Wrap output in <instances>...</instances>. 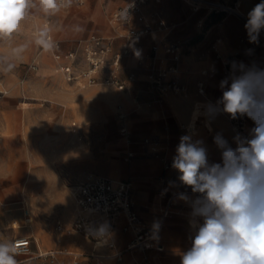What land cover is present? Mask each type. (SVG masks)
<instances>
[{
    "label": "rangeland",
    "instance_id": "rangeland-1",
    "mask_svg": "<svg viewBox=\"0 0 264 264\" xmlns=\"http://www.w3.org/2000/svg\"><path fill=\"white\" fill-rule=\"evenodd\" d=\"M207 1L231 3L233 0ZM240 1L241 10L247 16L248 6L258 4L254 0ZM202 10L207 12L208 19L202 23V33L195 38L196 41L204 38V33H207L214 25H217L216 29H220L223 19L228 16L227 14H210L209 10L205 8ZM48 21V18H42L37 11L33 10L22 23L19 32L14 33L10 38L0 37V174L1 171L4 172L1 168L2 159L8 161L12 156L19 157L15 159L11 169V176L15 182L12 193L9 192L0 177V239L15 241L17 238H28L30 255H19L17 259L20 264H42L46 261L50 264L58 263L55 257L39 255L34 238L30 232H26V225L29 229L32 227L35 230L42 228L55 240H59L56 224L57 222L65 225L71 223L76 206L72 194L75 187L89 176L131 183L134 203L167 202L159 197L161 191L167 192V197L176 196L174 199L176 206L179 205V202H185L177 198L179 193L186 192L192 199H195V194L191 192V189L180 184L178 179L180 174L173 173L171 166L173 156H170V153L175 152L180 137L189 131H194L193 139H201L204 142V135H210L214 130L212 118L203 121L199 116H202V113L200 114L198 109L194 110L193 104L197 103V108L206 106L211 101L215 104L222 96L219 89H210L208 85L205 96H201L198 84L204 83V79L197 81L193 86L196 97L192 103L190 102V109L191 107L192 109L187 122L173 124L160 110L158 119L160 123L154 131L155 136H148L137 141L138 125L134 106L136 104L135 85L138 76L134 70V63L144 64L149 86L153 92L160 94L161 92L151 84L152 76L156 74V70L164 69L168 66L169 61L171 62L165 54V45L179 43H158L143 51L142 48L138 47L137 49V46L134 45L140 40L129 38L126 31L118 29L111 37L112 39H107L112 41L115 54H123L124 51H128V54L122 58L120 68V77L126 83L125 90L120 91L104 84V79L109 74L108 70L112 67L111 62L105 66L99 84L88 86L80 77L81 72L86 68L83 54H80V62L75 67V74L78 77L75 82L66 80L52 56H47V58L40 56L44 48L36 43V38ZM165 30L160 32H165ZM91 36L80 40L77 45ZM219 39L222 40L218 43L221 52L228 54L234 50L228 48L230 42L228 36L216 37L215 40ZM181 44L188 45V43ZM154 46H158V54H154ZM136 49L140 54L139 57L131 55ZM187 53L188 48H186L180 64ZM46 55L44 54V56ZM218 55L221 56L219 59L223 62L224 58L222 57L224 56L217 51V57ZM109 58L112 59L111 56ZM161 59H163V63L159 65ZM34 64H37L36 69H34ZM220 64L225 71L221 62ZM211 70L214 68L202 69L201 74L205 71L209 73ZM49 73L56 74L50 75V77L62 76L61 87H54L56 84L51 85L53 80L52 77H47ZM177 76L179 81L183 77L180 66ZM191 94L192 91L185 88L183 95L177 97L187 102ZM159 99L157 97L152 101L154 109L160 107ZM126 101L131 107L125 106ZM150 101L148 100L145 104L148 106ZM197 112L199 114L194 115ZM120 115L126 116L125 123L131 134L130 140L121 133ZM216 116L223 117L228 122V114L226 117L221 113ZM73 123L77 125L73 126ZM193 123L194 128H192ZM66 128L71 131L77 130V133L69 135ZM150 132L151 130L148 134H151ZM167 138L170 141L169 147L162 148L159 156L150 153L142 146V143L146 146L145 140L147 139L163 144L162 140ZM130 153H133V156H130ZM18 154L23 155V159ZM28 155L34 160L35 170L29 169L27 165ZM146 160H153V162ZM19 161L22 163L20 164ZM208 161L210 163L220 162L214 161L211 156ZM103 163L108 164L109 170L107 172L96 170L95 166ZM166 167L168 169L170 167V169L167 170ZM25 172H28L33 180L30 182L24 180ZM9 179L7 177V180ZM25 184L26 187H23ZM30 186L32 188L28 193L27 188ZM34 187H39L40 193ZM140 194L145 196L144 200L140 199ZM20 202L25 203L17 204ZM25 205L30 208L32 214L33 222L29 224L23 217ZM156 209L158 217L155 221L161 218L160 209L162 206L160 203ZM180 209L183 211L179 212L175 207L172 208L170 216L165 221L162 235L164 252L161 254L149 253V256L157 264H181V255L188 250L187 247L185 248V244L191 241L188 232L194 234L189 226L190 204L185 203L184 207ZM178 214H181L184 222H178ZM75 236L79 239V243H87L89 249L71 247L66 250L62 247L60 248L62 254L72 252L74 255H78L79 264H87V262H91L90 259H94V264H118L112 254L100 253L101 248L93 250L94 246H100L97 242H91L79 235ZM118 239L116 237L118 248H125L128 242L119 246ZM176 247L177 249H174ZM127 255L129 254H126V258ZM140 256L139 259L142 258L141 254Z\"/></svg>",
    "mask_w": 264,
    "mask_h": 264
},
{
    "label": "clouds",
    "instance_id": "clouds-1",
    "mask_svg": "<svg viewBox=\"0 0 264 264\" xmlns=\"http://www.w3.org/2000/svg\"><path fill=\"white\" fill-rule=\"evenodd\" d=\"M72 4L73 0H0V37L19 32L33 10L56 15ZM245 28L249 42L258 44L264 0L248 13ZM36 43L45 50L52 47L47 28L39 32ZM220 88L222 96L215 104L209 102L203 114L246 116L254 126L247 136L236 133L232 143L221 133L214 136L219 163H209L204 142L193 139L194 131L180 137L171 166L180 174V184L198 194L195 199L186 192L177 196L190 204L189 225L194 230L181 264H264V69L233 62ZM26 244L0 239V264H20L17 257Z\"/></svg>",
    "mask_w": 264,
    "mask_h": 264
},
{
    "label": "crops",
    "instance_id": "crops-1",
    "mask_svg": "<svg viewBox=\"0 0 264 264\" xmlns=\"http://www.w3.org/2000/svg\"><path fill=\"white\" fill-rule=\"evenodd\" d=\"M132 0H84V4L78 5L73 3L72 6L68 9L63 10L59 14L56 15H45L42 12H38L42 18H48L49 21L47 24L44 25V29H48V34L52 35L56 40H59L62 42V52H68L69 50L75 49V46L77 45V42L84 38H88L92 34H97L98 36H102L105 38L112 39L117 32L118 29H123L126 31V29L119 27L118 25L114 24L112 22L113 15L121 8L126 6L129 2ZM260 3L261 0H254V2ZM241 2V1H240ZM251 4V3H250ZM242 6V4H241ZM255 6L249 5L247 8V11L250 12ZM145 12L148 16V19L156 26L158 23L157 18L155 17V13L159 12L162 16V18L166 21L167 27L165 32H155L151 35L141 37V38H134L135 40H140L139 42H135V46H137V49L139 47L142 48L144 51L145 49H149L151 45H155L158 43H165V42H173V43H188L186 45V48H188L187 56L184 58L182 63L178 64V67L180 66L183 72V77L180 79V83L184 88H188L192 91L190 99L185 102L184 100L178 98L177 96H182L183 94H176L174 92H167V93H160L157 94L152 91L151 87L149 86L147 82V74H146V68L144 64H137L134 63V70L137 73L138 79L135 85V96H136V104L134 106L135 110V116L137 121V141H140L142 138H147L155 136L154 131L160 121L158 120L160 118V110L161 113L168 117L170 122L173 124L184 122L186 123L189 119L191 109H190V102L192 103V100H195L196 93L194 90V87L196 82L199 80L204 79L205 87H204V94L200 93V86L198 84V90L199 94L201 96H205L206 93V87L210 89H219L220 88V82L224 80L226 77H229L232 70L233 65L229 68H226V66L223 64L222 60H220L217 57V52L212 49V47H216L219 54H221L222 58H225L231 54H233L236 51L243 50V46L241 44V40L245 39L246 41H249L248 32L245 28V22L234 15H228L225 17L222 21V24L220 25V29H216L214 27L210 28L207 33H204V38L199 39L198 41L195 40L196 37H198L202 33V23L208 19V14L205 10H201L199 12H195L191 6L185 1V0H163L161 4H149L145 7ZM137 27H141V24H136ZM43 29V30H44ZM167 31V32H166ZM212 31V33H211ZM228 36L230 38V42L228 43L229 50H233L232 52L228 54H224L220 51V47L218 46V43L222 42L221 39L218 41L215 40L216 37H222V36ZM93 36V35H92ZM114 40V39H113ZM42 46V45H41ZM40 46V47H41ZM43 47V46H42ZM40 49V48H39ZM134 51H138V50ZM215 52H214V51ZM263 55L258 60V62L254 65L255 67H258L260 69H264V49H262ZM44 54H47L44 56ZM40 56L47 58V56H52V54L48 51L43 49ZM53 58V57H52ZM45 60V59H44ZM163 59H161V62H159V65H162ZM55 62V61H54ZM222 63L223 67L225 68V71L222 69V66L220 64ZM243 62L244 65H249L245 61H239ZM56 63V62H55ZM122 63V62H121ZM143 63V62H142ZM57 64V63H56ZM172 65V62L169 61L168 66L165 68H168ZM164 68V69H165ZM211 69L214 68V70H211L209 73L208 71H205V73L201 74L202 69ZM229 71V73H228ZM47 75V74H46ZM49 78L52 77V83L51 85H55L54 87H61V80L62 76H51L50 75H56L49 73ZM134 89V88H133ZM159 99L160 107H156L154 109V103L153 100H156V98ZM150 98V99H149ZM138 99V100H137ZM148 100H151L149 103V107L145 104ZM200 102H208V101H200ZM212 103V101H211ZM195 104V103H194ZM194 110L198 109V112L204 113L205 106H200L197 108V103L194 105ZM125 106L127 108L131 107L130 104L126 101ZM201 116V115H199ZM201 118V117H200ZM209 117L201 118L203 121L208 120ZM228 119V117H227ZM212 123L214 130L210 135H204V146L207 149V158L209 156L212 157L214 161H220L221 162V153L217 146L214 143V136L217 133H221L225 139L229 141V143H232V138L235 135L232 131L229 122L225 118H220L218 116L212 118ZM76 123H73V126H76ZM253 122L249 123V130L253 127ZM149 130H151V134H148ZM66 132L69 135H72L74 133H77V130L71 131L69 128H66ZM164 143H159V148L162 151V148L164 149L166 146L169 147V139L162 140ZM213 144V145H212ZM142 146L150 151V149L146 146ZM233 147L235 145L233 144ZM140 149V148H137ZM151 153V152H150ZM174 153H170V156H174ZM21 159L23 155L18 154ZM19 157L12 156L10 160H1V168L4 170V172L1 171L0 177L3 180L4 184L8 188L9 192L12 193L14 191V180L11 176V169L14 166V161ZM143 161V160H142ZM148 162H153V160H146ZM21 164L22 162L19 161ZM210 163V162H209ZM27 165L29 169L35 170V163L33 158L28 155L27 156ZM96 170L101 172H107L109 170L108 164H98L95 166ZM167 170L169 169L166 167ZM166 170V171H167ZM178 172L177 170L173 169V173ZM4 173V174H3ZM7 173V175H5ZM7 177L10 179L7 180ZM31 175L28 174V172H25V179L26 181L30 182ZM17 185V184H16ZM26 187V184L23 185V187ZM32 187L30 186L27 188V192L30 193V189ZM35 188V187H34ZM35 189H38V193H40L39 187H36ZM24 190V189H23ZM164 192L161 191L160 194ZM167 193V192H166ZM24 195V193L22 192ZM159 194V197L163 199ZM29 195V194H28ZM140 199H145V196L142 194L139 195ZM73 197V194H72ZM180 200V199H179ZM178 200V201H179ZM25 202H20L17 204H24ZM137 203V205H136ZM135 207L138 211L139 215L150 225H155L158 222H160L162 218V209L161 211V218L157 221L156 218L158 217L157 212V206L160 205L164 206L166 202H136ZM186 202H179V205L176 206V203L174 205L175 209L179 212H182L180 208H183ZM173 207V208H174ZM30 208L25 205L23 208V217L28 222V224L33 222L32 220V214L30 210V217L26 216L25 210ZM181 210V211H180ZM177 220L178 222H184L182 221L181 214H178ZM76 216V206L74 211V217L71 223L74 221ZM203 222L202 220L200 221ZM70 223V224H71ZM125 223L124 219H121L118 228L115 233V239L119 236V246H122L126 242H130L132 240V235L128 233H124L122 231V226ZM68 226L70 224H62L61 222H57L56 229L59 233L60 239L55 240L54 237L47 234L45 231L42 230V228H38V230L29 229L26 225V232H30L32 237L34 238V243L36 244L37 250L39 255L42 253V251L45 252L44 255L46 256L50 252L60 251V248H65L68 250L69 248H75L77 249H89V246L87 243H79V239L75 235H79L81 237L85 238L84 236L77 234V233H67V232H59L58 226L59 225ZM190 226V225H189ZM192 229V228H191ZM193 230V229H192ZM194 231V230H193ZM189 237L191 238L194 234L191 232H188ZM89 240V239H87ZM91 241V240H90ZM92 242V241H91ZM188 244H185V248H190L191 241L187 242ZM100 249V253L102 254H111L112 252L107 250L106 248L102 247L101 245L99 247H93V250ZM50 249V250H49ZM174 249H177L174 248ZM49 250V251H47ZM155 252V251H153ZM61 253V254H60ZM158 253V252H157ZM99 254V253H98ZM161 254V253H160ZM56 262L55 264H79V257L78 255H74L72 252H68L66 254H62V252H58L56 254ZM130 255V256H129ZM127 255V258L125 257L123 262H118V264H134V262L139 259L140 253H131ZM23 256V255H20ZM59 256V257H58ZM129 256V257H128ZM91 262H87V264H94V259H90ZM42 264H50L48 261L42 263ZM99 264V263H97Z\"/></svg>",
    "mask_w": 264,
    "mask_h": 264
},
{
    "label": "built area",
    "instance_id": "built-area-1",
    "mask_svg": "<svg viewBox=\"0 0 264 264\" xmlns=\"http://www.w3.org/2000/svg\"><path fill=\"white\" fill-rule=\"evenodd\" d=\"M195 12L202 9L209 10L210 14H227L234 15L247 23L248 16L242 12L240 0L227 2H209L207 0H185ZM163 0H132L125 7L119 9L112 18V22L119 27L126 29L129 38H141L151 35L158 31L166 29V21L159 12L155 13L158 20L155 26L145 12V7L149 4H161ZM73 3L82 5L84 0H73ZM141 24L137 27L136 24ZM52 47L49 49L53 59L58 64L59 70L64 74L68 82H75L78 77L75 74V67L80 62V54H83L86 68L81 72L80 77L88 86L99 84L100 77L105 70L107 63L111 62L112 67L108 70L109 74L104 79V84L114 87L120 91H124L126 83L120 77L121 62L124 55L115 54L111 40L107 38L93 35L81 44L79 43L75 49L68 52H62V42L56 40L52 35ZM243 50L234 52L223 59L226 68L233 65V62L245 61L249 65L254 66L263 55L264 49V30L260 32L259 43H250L245 39L241 40ZM187 44H167L165 45V54L170 58L172 65L165 69L156 70V74L152 76V86L161 93L174 92L183 94L184 86L178 80V66L182 56L186 52ZM213 49L216 51V47ZM154 54H158V46L153 47ZM217 52V51H216ZM134 57H139V52L131 53ZM111 56V60L109 58ZM218 58L221 56L218 55ZM37 64H34V69ZM155 71V70H154ZM229 73V71H228ZM200 93H204V83H200ZM122 126L121 133L130 140V131L125 123L126 116L120 115ZM228 122L234 134L239 133L247 136L249 133V118L240 117L231 119L228 116ZM145 145L150 152L159 156L161 150L159 143L155 140H145ZM133 156V153L129 154ZM198 194H195V197ZM160 196L167 202L162 208V218L155 225L148 224L138 213L135 208L133 199L132 184L129 182L115 181L104 177L89 176L79 185L75 187L73 198L76 204V216L74 221L68 225H59V232L77 233L85 238L97 242L102 247L111 251L112 257L118 262H123L126 254L140 253L142 258L134 264H157L150 252H164L162 244L163 228L166 219L170 216L171 209L174 207V199L176 196L167 197L166 192H162ZM26 216L30 217V210H25ZM121 219L125 220L122 231L132 235V240L123 249L118 248L115 233ZM158 225V227H156ZM26 241V249L21 255H30V242L28 238H17L15 241ZM57 251L50 252L46 256L55 257Z\"/></svg>",
    "mask_w": 264,
    "mask_h": 264
},
{
    "label": "bare ground",
    "instance_id": "bare-ground-1",
    "mask_svg": "<svg viewBox=\"0 0 264 264\" xmlns=\"http://www.w3.org/2000/svg\"><path fill=\"white\" fill-rule=\"evenodd\" d=\"M204 94V93H203ZM213 104V103H212ZM223 116H225L226 117V113H223V112H220ZM201 118H206L207 116L206 115H204L203 113H202V116H200ZM32 227V226H31ZM33 228V227H32ZM31 228V229H32ZM41 255H44L45 254V252L44 251H42V253H40Z\"/></svg>",
    "mask_w": 264,
    "mask_h": 264
}]
</instances>
